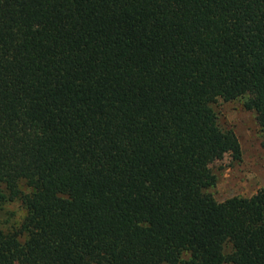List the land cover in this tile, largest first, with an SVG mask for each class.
Masks as SVG:
<instances>
[{
	"label": "trees",
	"instance_id": "1",
	"mask_svg": "<svg viewBox=\"0 0 264 264\" xmlns=\"http://www.w3.org/2000/svg\"><path fill=\"white\" fill-rule=\"evenodd\" d=\"M220 97L264 133V0H0V264H264V188L206 192Z\"/></svg>",
	"mask_w": 264,
	"mask_h": 264
},
{
	"label": "rangeland",
	"instance_id": "2",
	"mask_svg": "<svg viewBox=\"0 0 264 264\" xmlns=\"http://www.w3.org/2000/svg\"><path fill=\"white\" fill-rule=\"evenodd\" d=\"M245 100L246 97H239L226 101L220 97L212 104L219 125L225 129L232 128L239 138L241 147L240 158L226 153L211 164L217 181L208 187L206 192L219 201L235 195L250 196L264 188V133L257 112L247 109L244 105ZM22 188L29 191L25 184H22ZM1 189H4L2 183ZM26 213L27 209L21 200L0 199V230L5 232L16 230ZM230 250L231 245L227 244L226 251Z\"/></svg>",
	"mask_w": 264,
	"mask_h": 264
}]
</instances>
